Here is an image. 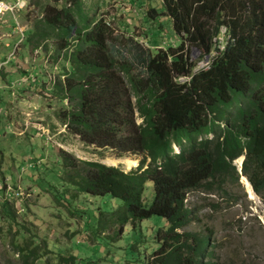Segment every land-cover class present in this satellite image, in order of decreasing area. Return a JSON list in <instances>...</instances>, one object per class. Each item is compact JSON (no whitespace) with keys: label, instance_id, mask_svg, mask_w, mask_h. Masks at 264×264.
Segmentation results:
<instances>
[{"label":"trees","instance_id":"obj_1","mask_svg":"<svg viewBox=\"0 0 264 264\" xmlns=\"http://www.w3.org/2000/svg\"><path fill=\"white\" fill-rule=\"evenodd\" d=\"M70 1L41 6L42 19L27 38L67 67L51 89L67 103L56 121L84 145L140 160L126 171L59 150L61 178L71 188L65 191L72 199L117 200L121 205L112 211L98 209L100 226L110 232L161 218L142 264H205L213 256L211 242L186 231L192 222L186 195H227L244 177L264 199V0H160V11L146 8L143 18L167 19L178 44L153 51L115 36L102 18ZM220 28L231 39L221 52L214 44ZM210 55L208 68L193 72ZM180 77L190 80L177 83ZM146 182L152 184L149 204ZM15 212L11 202L0 204V223H8L0 243L12 237V255L30 264L37 248L23 255L32 239L23 240L24 248L15 243L22 234ZM15 262L0 254V264Z\"/></svg>","mask_w":264,"mask_h":264},{"label":"rangeland","instance_id":"obj_2","mask_svg":"<svg viewBox=\"0 0 264 264\" xmlns=\"http://www.w3.org/2000/svg\"><path fill=\"white\" fill-rule=\"evenodd\" d=\"M55 1L60 4L69 0ZM76 1L83 13L108 23L115 36L132 39L145 49L153 51L178 44L167 19L147 23L143 18L146 8L160 11V0H71L68 3L73 5ZM48 2L52 4L54 0H26L28 8L17 19L21 30L16 31L19 42L12 58L4 60L8 63L0 65V181L22 192V196L10 201L16 211L17 231L22 232L17 233L15 243L24 248L23 240L32 239L23 252L29 254L27 250L32 245L37 248L34 257L28 260L30 264H142L152 250V237L162 223L161 218L154 217L134 226L128 224L122 233L110 232L109 227L100 226L98 209L112 211L121 205L117 200L88 195L72 199L73 194L71 197L65 191L71 188L61 178L59 150L72 153L82 161H98L126 171L137 166L140 156L118 155L109 148L87 146L76 136L62 132L55 113L67 103L54 97L51 89L64 64L60 58L50 59L51 54H44L42 47L35 49L40 54L34 61L38 54H32L35 44L27 42L34 22L42 19L41 6ZM11 48L1 44L0 52L7 50L4 53L7 58ZM191 56L195 60L199 53L193 51ZM23 73L31 74L33 80L27 82L24 77V83L18 85L19 80L17 83L15 80ZM47 130L49 140L42 135ZM18 132L21 135L17 136ZM29 164L35 168L25 169ZM235 164L239 168L237 161ZM243 178L226 189L227 195L198 191L186 195L185 205L192 211V222L186 231L208 235L211 242L213 256L205 264H264V199L250 185L249 193ZM143 198L150 203L151 182H146ZM7 226L2 221L0 230ZM11 239L0 243V254L5 252L15 264H22L24 259L11 253Z\"/></svg>","mask_w":264,"mask_h":264},{"label":"built area","instance_id":"obj_3","mask_svg":"<svg viewBox=\"0 0 264 264\" xmlns=\"http://www.w3.org/2000/svg\"><path fill=\"white\" fill-rule=\"evenodd\" d=\"M27 7V3L26 0H0V24H5V17H10L11 21L13 22L15 28L17 31L21 32L20 27L18 26V15L21 11L25 10V8ZM21 37H22V33H21ZM231 41L230 37L227 35L225 28H220L219 31V35L214 39V44L216 47V51H223L227 42ZM35 53H38L37 50H35ZM216 54V52L214 51L212 53V55ZM207 56L205 57L202 61H200L196 68L193 70V72H196L200 69L202 70H206L209 66V62H210V57L212 56ZM13 54L11 53L10 56L7 58V61L10 60V58H12ZM5 63H2L0 65H4ZM32 75L29 74L27 75L25 78L27 79V82H31L33 80V78L31 79ZM24 78V79H25ZM24 79H19V84L24 83ZM48 82L50 84H53L51 80H49L47 78ZM190 80V77H180L177 78L175 81L177 83H187ZM17 83V81H16ZM15 83V84H16ZM13 84V85H15ZM62 132H64L65 127L63 126L62 128ZM45 136L46 139H50L51 137L49 136L48 130L47 132H44V134H42ZM31 166H33V164L28 165L27 168H30ZM20 196H22V192L19 188H15L13 186H11L9 183L4 182V181H0V204L3 202H10L13 199H17Z\"/></svg>","mask_w":264,"mask_h":264},{"label":"crops","instance_id":"obj_4","mask_svg":"<svg viewBox=\"0 0 264 264\" xmlns=\"http://www.w3.org/2000/svg\"><path fill=\"white\" fill-rule=\"evenodd\" d=\"M9 1H11V0H9ZM28 7H26L25 8V10L27 9ZM24 11V10H23ZM23 11H21L20 13H22ZM20 13H19V15H20ZM19 15H18V18H19ZM7 18V19H6ZM5 19H6V23L5 24H0V45L2 44V46L4 47V48H9L10 46L12 47L11 48V50H8V51H11L10 52V54L11 53H13L14 52V49H15V47H16V45L18 44V42H19V40H18V36H16V28H15V26H14V24H13V22L11 21V19H10V17H6ZM153 48V47H152ZM33 49V48H32ZM36 49H38V48H36ZM5 51H7V50H4L3 51V53H1L0 52V57H1V60H0V64H2V63H5V59L7 60V58H8V56H7V58H5ZM32 54H34V55H36L37 53H35V49H33L32 50ZM40 53L38 52V54L36 55V56H34L33 57V60L34 59H37V56L39 55ZM50 54V53H49ZM35 61V60H34ZM8 62H6V64H7ZM5 64V65H6ZM33 70H35V68H33ZM32 70V71H33ZM1 72V71H0ZM26 73H27V71H26ZM10 76V75H9ZM9 76H7L8 78H9ZM27 75L26 74H19V76L16 78V80L15 81H17V80H19V79H21V78H24V77H26ZM12 77V76H11ZM19 135H21L20 134V132H18L17 133V136H19Z\"/></svg>","mask_w":264,"mask_h":264},{"label":"bare ground","instance_id":"obj_5","mask_svg":"<svg viewBox=\"0 0 264 264\" xmlns=\"http://www.w3.org/2000/svg\"><path fill=\"white\" fill-rule=\"evenodd\" d=\"M237 164H238V166H239V164H240V159L237 160ZM243 180L245 181V178H243ZM245 184H246V187H247L248 192L251 193V192H250V186H249L248 182L245 181Z\"/></svg>","mask_w":264,"mask_h":264},{"label":"water","instance_id":"obj_6","mask_svg":"<svg viewBox=\"0 0 264 264\" xmlns=\"http://www.w3.org/2000/svg\"><path fill=\"white\" fill-rule=\"evenodd\" d=\"M238 160H239V159H238ZM242 161H243V158H240V164H239V168H238V172H239V173H241V172H240V168H241ZM246 181H247V180H246Z\"/></svg>","mask_w":264,"mask_h":264}]
</instances>
